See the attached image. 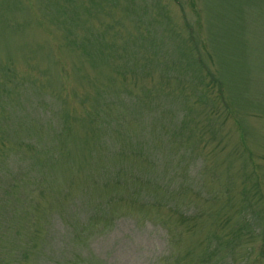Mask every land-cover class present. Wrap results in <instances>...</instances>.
Wrapping results in <instances>:
<instances>
[{"label": "rangeland", "instance_id": "obj_1", "mask_svg": "<svg viewBox=\"0 0 264 264\" xmlns=\"http://www.w3.org/2000/svg\"><path fill=\"white\" fill-rule=\"evenodd\" d=\"M0 264H264V0H0Z\"/></svg>", "mask_w": 264, "mask_h": 264}]
</instances>
